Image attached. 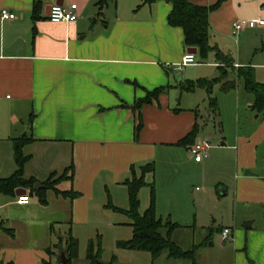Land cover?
<instances>
[{
  "label": "crops",
  "instance_id": "0c3cea01",
  "mask_svg": "<svg viewBox=\"0 0 264 264\" xmlns=\"http://www.w3.org/2000/svg\"><path fill=\"white\" fill-rule=\"evenodd\" d=\"M57 2L76 3L78 20L50 21L51 6ZM190 2L210 6L218 0ZM35 3L0 0V10L8 8L16 15L0 22V178L16 171L15 140L28 136L34 141L23 147L24 154L31 156L24 177L36 179L33 192L19 187L14 195L0 193V264L51 261L65 239L60 236L54 242L49 237L57 226L87 224L90 213L106 208L109 202L123 209L115 198L124 191L129 199L124 182L132 178L131 167L140 175L141 167L151 162L155 172L147 173L145 179L152 178L147 183L150 193L155 182L157 206L163 202V188L182 190L189 180L208 182L210 192L220 188L217 194L227 196L226 173L233 177L235 224L221 227L213 223L209 227L218 234L215 231L209 239V227H202L200 241L188 249L200 245L199 264H264V174L256 172L264 162L259 153L264 146V111L255 116L259 123L252 132L243 133L237 126L231 143H221L212 153L210 146L208 156L196 162L189 148L202 139V115L199 107L182 105L184 93L206 88L188 89L191 84L220 79L213 82L212 93L217 84L225 92L236 91L237 114L240 97L251 94L246 105L257 112L252 108L255 96L246 91L237 71L253 67L256 80L264 83V26L239 31L234 26L239 21L264 19V0H224L210 13V44L231 56V63L210 53L220 75L196 82L181 74L201 63L197 59L195 64L176 69L190 48L184 44L183 29L168 23L170 3L110 0L98 16L95 0H43L37 20ZM232 82L235 87H223ZM163 86L167 89L159 99L142 108L143 127L136 136V116L129 106L147 91ZM209 106L216 115L219 108L212 109L210 98ZM196 126L199 131L194 141L187 146L178 144ZM72 165L71 178L67 169ZM51 177L60 179L48 187ZM23 189L30 201L20 205L17 198L26 194ZM38 191H44L45 203ZM73 191L79 193L75 198L62 193ZM195 219L196 226L197 214ZM245 222L251 226L243 227ZM224 228L231 229L226 241L222 240Z\"/></svg>",
  "mask_w": 264,
  "mask_h": 264
},
{
  "label": "rangeland",
  "instance_id": "374dc122",
  "mask_svg": "<svg viewBox=\"0 0 264 264\" xmlns=\"http://www.w3.org/2000/svg\"><path fill=\"white\" fill-rule=\"evenodd\" d=\"M196 59L201 63L185 68L183 70L184 74H181L184 75V79L187 75L196 82L199 78L213 80L220 75L219 69L213 64L216 62L215 56L210 54L207 59H203L198 53ZM220 86V84L215 85L212 93L218 102L219 110L216 115L211 112L207 88L197 87L194 93H184L182 100V105H193L200 108L202 115L200 117V123L202 124L200 134L204 139H201V141L210 142L212 148L209 153H212L218 145L225 141L231 143L237 126H240L243 133H250L255 124L259 123L255 119L258 112L252 111L246 105L247 96L253 97V95L243 93L240 97V110L237 114L234 100L236 91L225 92ZM239 86L241 88V84ZM259 153L264 158V146L260 147ZM5 160L7 162L8 154H6ZM263 167L264 162L259 164L256 172L264 174ZM226 176L230 187V193L227 196L217 194L220 188H214L210 192L208 190L209 183L201 180H193V182L189 180L182 190L177 186L169 189L163 188L162 197L160 196L163 202L158 206L156 194L155 209L157 217L161 218L163 223L171 220L182 225L174 233L173 239L184 249L191 247L193 242L200 241V236L204 233L202 227H209L213 223L221 227L235 224V200L232 195L234 182L233 177L228 176V173H226ZM209 178L212 183L214 181L213 175H210ZM151 180L152 178L147 176L146 182L149 183ZM171 192L174 194H170ZM124 193L123 191V193L117 194L115 204L126 210L129 209L130 202L126 198V193ZM139 200V211L144 213L150 204L149 185L142 187L139 192ZM90 214V221L87 224H76L73 227L67 224L59 225L56 227L55 232L50 233L49 237L54 242H58L60 236L65 238L62 247L59 246L54 250L52 254L53 261H50L52 264H62L60 260L61 251L66 250L68 255V245L65 240L70 235L76 239L78 247L77 253L72 257L70 264H184L182 260L168 258L167 252L154 259L148 251L122 247L120 242L131 239L133 235V227L130 225L131 219L125 213L106 207L97 208ZM196 214L198 215V223L195 226ZM213 219L215 220L213 221ZM241 223L239 219L238 225L240 226ZM193 229L195 230L194 234H192ZM90 253L93 258L89 257Z\"/></svg>",
  "mask_w": 264,
  "mask_h": 264
},
{
  "label": "trees",
  "instance_id": "16d2710c",
  "mask_svg": "<svg viewBox=\"0 0 264 264\" xmlns=\"http://www.w3.org/2000/svg\"><path fill=\"white\" fill-rule=\"evenodd\" d=\"M43 0H36L34 5V19H39V8ZM110 0H95V4L98 7V16H101V12L104 7L109 3ZM157 1H165L172 5V10L168 16V23L172 27H180L184 32V44L186 48L196 47L199 51V54L203 59H207L210 53L214 52L216 58L223 63H231L230 58L225 55L220 49L214 47L210 44V13L217 9L224 0H218L217 3L210 6H201L196 5L190 2V0H142L141 5L153 4ZM238 76L244 79V86L246 91L254 94L255 101L252 105L253 110L258 113L264 111V83L258 82L255 77V70L253 67H243L239 68ZM216 79L210 82L205 80H199L196 83L191 84L188 89H193L195 86H204L209 92L210 105L213 110L217 109L218 102L216 98L211 96L212 93V84ZM235 83H224L223 87L229 89L230 87H235ZM167 87H159L152 91H147V94L143 98H139L135 101L134 104L129 107L135 113L136 116V126L135 134L139 135L143 127L142 119V108L145 105L153 103V101L158 100L160 94L166 91ZM199 127H194L193 130L178 144L187 146L191 144L197 133ZM34 141L33 138L24 136L22 138L15 140V162L17 165L16 171L9 177L0 178V193L7 195H14L15 189L19 187L30 188L32 192L35 189V178H26L24 177V168L26 163L31 159L30 155H25L23 152V147ZM68 171L72 172L71 178L74 173V166H70ZM140 175H137L136 169L134 166L131 167L132 178L127 179L124 183L128 187V195L130 207L129 209H121L109 202L106 207L112 208L114 211L125 213L130 219V225L133 227L132 238L127 241H121L120 245L124 248L148 251L152 254L153 258H158L164 252L168 253V257L172 259H182L188 261L190 264H199L197 260V250L200 245H195L191 249H184L179 245L174 239V232L179 224L173 223L169 220L167 223H163L161 218H158L156 215V191L155 186L151 184V193H150V204L149 207L145 210L144 213H140V200L139 192L142 187L147 185L146 175L147 173L155 172L154 162L148 163L145 166H142L140 169ZM67 176V174L62 175V177ZM60 179V178H59ZM57 179V180H59ZM57 180H52V177L46 182L48 187H52ZM44 191H38L39 194H42V202H46V196L43 193ZM57 193H61L56 189ZM63 195L70 196L75 198L79 195L77 192H68ZM209 239L210 236L217 231L216 228L209 227L207 228ZM68 257L70 258L68 263L70 264L72 257L77 253V241L70 235L68 238ZM90 258H93L91 253L89 254ZM94 260V259H93ZM42 264H52L50 261H44ZM63 264V263H62Z\"/></svg>",
  "mask_w": 264,
  "mask_h": 264
},
{
  "label": "built area",
  "instance_id": "2783aa9c",
  "mask_svg": "<svg viewBox=\"0 0 264 264\" xmlns=\"http://www.w3.org/2000/svg\"><path fill=\"white\" fill-rule=\"evenodd\" d=\"M14 18H16L15 13L9 10L8 8H3L0 10V22L12 20ZM48 18L50 21L55 23L76 22L79 18L78 5L76 3H72L70 5L55 4L51 7ZM257 26H264V19L239 21L235 23L234 27L236 31H239L246 27L253 28ZM196 62L197 61L195 54L191 52H187L184 55L182 62L178 66H176V69L179 70L186 65H192L195 64ZM210 146L211 145L208 141H199L189 148V153L196 162H201L205 157L208 156V150ZM29 201H30V196L27 193L20 195L17 198V203L20 205L28 204ZM230 235H231V229L224 228L222 231V240L223 241L228 240L230 238Z\"/></svg>",
  "mask_w": 264,
  "mask_h": 264
},
{
  "label": "water",
  "instance_id": "95a60500",
  "mask_svg": "<svg viewBox=\"0 0 264 264\" xmlns=\"http://www.w3.org/2000/svg\"><path fill=\"white\" fill-rule=\"evenodd\" d=\"M56 4H60V3L57 2ZM61 4H63V3L61 2ZM51 7H52V6H51ZM188 52H191V53H193V54H197L198 50H197V48H190V49H188ZM23 191H24V193L27 192L26 189H23ZM250 226H251L250 222H245V223L243 224V227H245V228H248V227H250ZM60 260H61V262H62L63 264L69 262L70 258L68 257L66 250L61 251V257H60Z\"/></svg>",
  "mask_w": 264,
  "mask_h": 264
}]
</instances>
